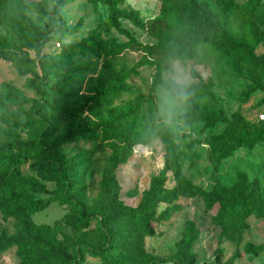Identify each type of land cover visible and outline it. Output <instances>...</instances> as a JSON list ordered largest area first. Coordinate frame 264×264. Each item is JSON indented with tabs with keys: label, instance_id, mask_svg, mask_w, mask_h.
Wrapping results in <instances>:
<instances>
[{
	"label": "rangeland",
	"instance_id": "rangeland-1",
	"mask_svg": "<svg viewBox=\"0 0 264 264\" xmlns=\"http://www.w3.org/2000/svg\"><path fill=\"white\" fill-rule=\"evenodd\" d=\"M115 1L119 9L133 11L142 20L160 14L161 0ZM197 1L206 2L213 11L216 10V0ZM235 1L245 4L250 0ZM261 4L256 15H264V0H261ZM51 5L43 0H0V33L6 39L8 52L16 57L36 60V51L39 49L40 57L49 66L60 59L62 42H79L97 27L101 28L103 38H113L119 43L127 42L126 37L106 24V6H93L87 0H70L64 5L62 12L71 32L64 36L62 42L51 39L40 46L22 19L28 18L33 25L43 29L47 23L44 13L48 12ZM120 26L129 31L139 43H157L155 37L134 28L127 20L120 19ZM249 28L264 32V25L256 18L247 17L243 12L238 13L232 21L231 31L244 35ZM255 52L261 55L264 46L260 45ZM144 56L149 62L160 60L154 52L145 55L134 49H125L116 55L113 59L114 68L127 76L125 84L131 88L129 93L110 98L103 109L88 110L75 119L61 117L53 110L59 107L70 108L92 92L100 70L99 66H96L73 87L70 98L50 95L47 105L36 111L32 122L27 116L33 105L30 101L24 105L5 107L0 114V125L14 130L21 138H27L35 132L43 133L42 144L50 147L65 125L72 123L87 127L97 120H102L109 110L123 106L139 92H146L153 86L159 115L157 121L171 134V149L167 150L161 139H155L147 145H136L124 163L112 168V156L120 153L122 148L121 137L128 135L134 138L140 134L138 118L122 123L95 141L83 140L65 144L61 147L64 157L80 163L76 175L71 180L74 189L78 190L84 204L89 207L99 194L103 177H115L120 186L119 200L125 206L135 208L149 190L151 183L164 172L168 181L159 196L150 204L159 220L152 222L153 232L148 235L141 234L139 240L147 252L161 256L173 254L176 243L181 239L184 223L192 221L199 232L198 239L192 246V252L196 256L195 264H216V259L220 264H264V252L256 257L244 252V246L248 243L264 244V218L250 216L246 220L247 229L240 231L237 224L231 223L225 232L216 225L214 210L203 206L195 189L221 191L230 188L235 183L237 174L242 173L246 178L248 192H258L264 200V143L257 144L251 150L240 148L229 157L219 158L209 141V136L222 131L225 124L217 123L212 128H205L202 121L192 124L184 122L181 115L188 110V99L173 107L169 117V106L161 99L164 92L162 83L167 80L195 87L206 84L213 98L202 95L195 97L202 116L217 115L222 111L227 117L241 115L248 125H264V77L233 57L219 53L210 43L200 45L197 57L191 61H162L161 82L152 77L154 67L144 63ZM87 60L90 58L76 57L75 63L82 64ZM24 70L26 72L20 74L13 63L0 60V95L11 86L30 100L39 99L31 89L30 82L33 79L32 71L38 72V69L27 67ZM66 70L58 67L56 76H63ZM251 85L255 86L257 91L247 94L246 88ZM143 113L148 115L146 107ZM52 167L53 160L46 154L29 160L20 167V172L24 176L33 177L47 192L35 193L31 196L32 199L50 200L45 209L31 216L32 222L42 229L44 235L63 243L64 236L74 237L64 219L65 214L74 211V208L68 203L61 204L53 200L52 193L59 185L51 174ZM18 226L16 218H4L0 213V242L2 239H8ZM93 228L94 222H91L85 229V237L95 244L97 238ZM123 232L135 234L129 224L123 227ZM67 248L72 252L69 246ZM18 263L15 248L4 249L0 244V264ZM82 264L101 263L98 258L85 255Z\"/></svg>",
	"mask_w": 264,
	"mask_h": 264
},
{
	"label": "trees",
	"instance_id": "trees-1",
	"mask_svg": "<svg viewBox=\"0 0 264 264\" xmlns=\"http://www.w3.org/2000/svg\"><path fill=\"white\" fill-rule=\"evenodd\" d=\"M43 1L52 4L48 12L44 13L47 17L45 27L38 28L28 18H23L22 22L40 46L51 39L62 42L64 36L71 32L62 12L64 5L70 0ZM87 2L93 6H106V24L126 37L127 42L119 43L113 38H103L101 28L97 27L79 42H62L60 59L48 66L40 57L39 49L36 51V60L16 57L8 52L6 39L0 33V60L13 63L20 74H24L27 67L37 68L38 72L32 71L33 79L30 82L31 89L39 97L37 100H30L10 86L0 95V114L7 106L24 105L32 101L33 105L27 114L28 120L32 122L36 111L47 105L50 95L70 98L73 87L96 66L100 70L92 92L70 108L59 107L53 110L61 117L75 119L88 110L105 108L110 98L130 91L131 87L125 84L127 76L117 72L113 64L116 55L125 49L141 51L145 55L156 53L160 57L158 61L149 62L146 56L143 59L144 63L154 67L152 77L158 82H161L162 61H191L197 57L198 47L207 43L219 53L233 57L264 77V52L261 55L255 52L260 45L264 46V32L249 28L244 35H237L231 31L232 21L240 12L247 17L256 18L264 25V15H256L257 9L262 6L261 0H250L245 4H239L235 0H216L215 11L206 2L197 0H161L160 14L148 20L140 19L133 11L119 9L115 0ZM120 19L129 21L134 28L155 37L157 43L151 45L137 42L129 31L120 26ZM76 57H89L90 60L76 64ZM58 67L67 69L61 77L56 76ZM162 88L173 96L177 91L186 94L189 107L181 118L187 124L202 121L205 128H212L217 123L225 124L222 131L209 136L219 158L229 157L240 148L251 150L257 144L264 143V125L261 123L248 125L241 115L227 117L222 111L217 115L200 114L195 97L202 95L213 98L208 85L186 86L167 80L162 83ZM256 91L257 88L252 85L246 88L247 94ZM145 107L148 115L143 113ZM158 116L156 96L151 86L123 106L109 110L102 120L87 127L72 123L65 125L50 147L42 144L43 133L35 132L27 138H21L14 130L0 125V213L4 218L13 217L19 222L16 231L8 239L1 240V246L4 249L15 248L18 264H82L85 255L98 258L101 264H195L196 256L192 252V246L197 241L199 232L192 221L184 223L181 239L176 243L173 254H152L140 245L141 234H151L152 222L159 220L150 204L168 181L164 172L151 183L135 208L125 206L119 200L120 186L116 178L104 176L98 196L87 207L71 181L80 163L66 159L61 152V147L65 144L95 141L122 123L136 118L140 121V134L134 138L128 135L121 137L122 148L120 153L112 156V168L124 163L133 147L147 145L155 139H161L167 150H170L173 145L171 134L157 121ZM46 154L53 160L51 174L59 185L52 193L53 200L61 204L68 203L74 208L64 218L74 237L64 236L63 243L44 235L42 229L32 222L31 216L45 209L50 200L32 199L31 196L35 193L47 192L33 177L24 176L20 172V167L29 160ZM195 189L203 206L214 210V221L225 232L231 223L237 224L240 231L247 229L246 220L250 216L264 218V200L260 193L248 192L246 178L242 173L237 174L236 181L230 188L221 191ZM91 222H94L93 232L97 238L95 244L85 237V229ZM126 224L131 226L135 234L123 232ZM68 246L72 252L68 251ZM244 252L256 257L264 252V244L248 243L244 246ZM216 262L220 264L218 259Z\"/></svg>",
	"mask_w": 264,
	"mask_h": 264
},
{
	"label": "clouds",
	"instance_id": "clouds-1",
	"mask_svg": "<svg viewBox=\"0 0 264 264\" xmlns=\"http://www.w3.org/2000/svg\"><path fill=\"white\" fill-rule=\"evenodd\" d=\"M161 99L164 104H167L169 106V117H171L172 108L179 106V102L186 99V94L177 91L176 94L173 96L171 92H169L168 90H164Z\"/></svg>",
	"mask_w": 264,
	"mask_h": 264
},
{
	"label": "built area",
	"instance_id": "built-area-1",
	"mask_svg": "<svg viewBox=\"0 0 264 264\" xmlns=\"http://www.w3.org/2000/svg\"><path fill=\"white\" fill-rule=\"evenodd\" d=\"M56 45H57V46H59V44H58V43H57ZM260 118L262 119V118H263V116H260Z\"/></svg>",
	"mask_w": 264,
	"mask_h": 264
}]
</instances>
